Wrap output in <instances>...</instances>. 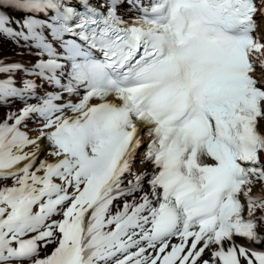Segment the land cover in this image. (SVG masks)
I'll return each instance as SVG.
<instances>
[{
	"label": "snow or ice",
	"instance_id": "obj_1",
	"mask_svg": "<svg viewBox=\"0 0 264 264\" xmlns=\"http://www.w3.org/2000/svg\"><path fill=\"white\" fill-rule=\"evenodd\" d=\"M0 264H264V0H0Z\"/></svg>",
	"mask_w": 264,
	"mask_h": 264
}]
</instances>
